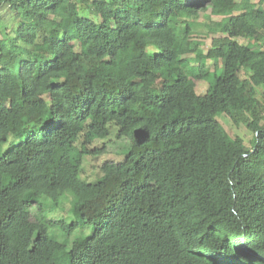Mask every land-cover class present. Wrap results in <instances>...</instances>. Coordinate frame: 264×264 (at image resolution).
<instances>
[{"label": "trees", "instance_id": "obj_1", "mask_svg": "<svg viewBox=\"0 0 264 264\" xmlns=\"http://www.w3.org/2000/svg\"><path fill=\"white\" fill-rule=\"evenodd\" d=\"M0 7V264H264V0ZM112 127L127 147L86 183Z\"/></svg>", "mask_w": 264, "mask_h": 264}, {"label": "rangeland", "instance_id": "obj_2", "mask_svg": "<svg viewBox=\"0 0 264 264\" xmlns=\"http://www.w3.org/2000/svg\"><path fill=\"white\" fill-rule=\"evenodd\" d=\"M2 8L0 7V16L4 15V12H2ZM199 17L195 19V26L197 25L196 32L192 34V38L199 42L200 50L202 53H205L211 45V35L210 33H207L205 30L201 29V27H198L200 24H209L210 22H216L220 20V17H214L210 15V11L201 12L198 15ZM8 18L2 20L7 21ZM9 23V20L6 22ZM207 66L209 68V71L213 69L212 62L208 61ZM241 77L242 74L240 75ZM198 90L203 91L204 86L200 87V85L197 87ZM197 94H200L196 90ZM218 124H220L224 131L230 136V137H243L244 138V144L248 148L249 147V140L251 138V134L246 130L243 123L238 120L236 123H234L228 116L225 115H217L215 117ZM116 130L114 127L111 128L110 134L108 138H106L103 141H96L92 146L89 147V150L97 149V148H103V153L101 155H98L97 157L91 158V157H85L83 158L81 169H80V178L86 183H92L95 182L100 176L101 173L99 171V168L101 164L105 161H118L121 159V154L125 147H127V142L125 140H117L116 137ZM11 145V142L9 141L5 145L1 147V152L6 150ZM47 199H41L40 203L43 207V214L46 215V217L49 220H56L59 218H67L68 211L70 208V201L71 198L69 196L62 197L58 204L52 207L48 202ZM36 213V208L33 206L30 208V220L33 219V216ZM79 235H84L90 237L92 239V242L96 240V236L89 230V229H83L81 231H76V233L72 234L70 236V240L74 237ZM53 235L56 238H59V233L54 232Z\"/></svg>", "mask_w": 264, "mask_h": 264}]
</instances>
